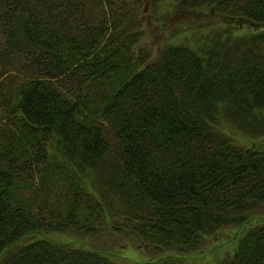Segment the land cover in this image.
Masks as SVG:
<instances>
[{
    "label": "trees",
    "instance_id": "1",
    "mask_svg": "<svg viewBox=\"0 0 264 264\" xmlns=\"http://www.w3.org/2000/svg\"><path fill=\"white\" fill-rule=\"evenodd\" d=\"M143 2L0 0V264H114L48 233L184 256L234 229L221 264H264V0H157L151 24L193 18L154 60Z\"/></svg>",
    "mask_w": 264,
    "mask_h": 264
},
{
    "label": "rangeland",
    "instance_id": "2",
    "mask_svg": "<svg viewBox=\"0 0 264 264\" xmlns=\"http://www.w3.org/2000/svg\"><path fill=\"white\" fill-rule=\"evenodd\" d=\"M156 1L157 0H144L140 7L141 22H144V27H141L142 29L144 28V36L139 42L137 49L142 48L150 51V60H154L158 57L160 47L168 40L167 35L169 33H177L186 28L182 25L180 21L181 18H193L190 14L185 15L178 12H167L164 15H160V18H162L159 23V25L161 24L160 26L151 24L148 22V15L152 12V8ZM201 17L207 16L201 15ZM201 17H198V19ZM160 30L166 32H160ZM234 135L236 139L245 141V137H243L242 134L234 132ZM250 225L251 224L245 225L244 229L247 230ZM240 235L241 232L238 231V229H234V231L225 230L218 236L205 238L195 251L185 254L184 256L178 254V256L169 251L151 253L148 247L144 244H139L136 238H132L124 233L116 234L107 230L101 231L95 235L85 236H76L69 232L48 233V237L59 242H70L78 246L79 244H83L87 248L97 247L103 249L114 264H142L144 261L158 260L160 257H162L161 260H158L156 264H221L235 249Z\"/></svg>",
    "mask_w": 264,
    "mask_h": 264
}]
</instances>
